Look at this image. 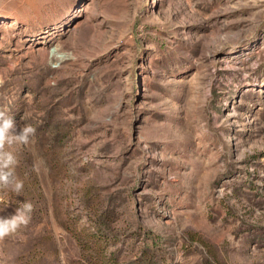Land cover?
<instances>
[{
	"label": "rangeland",
	"instance_id": "374dc122",
	"mask_svg": "<svg viewBox=\"0 0 264 264\" xmlns=\"http://www.w3.org/2000/svg\"><path fill=\"white\" fill-rule=\"evenodd\" d=\"M0 114V264H264V0H0Z\"/></svg>",
	"mask_w": 264,
	"mask_h": 264
},
{
	"label": "clouds",
	"instance_id": "9594fccd",
	"mask_svg": "<svg viewBox=\"0 0 264 264\" xmlns=\"http://www.w3.org/2000/svg\"><path fill=\"white\" fill-rule=\"evenodd\" d=\"M13 126V121L11 117H3L0 114V143L7 142L11 143V139L8 135L9 129ZM4 163L5 165L11 164L13 162V157L9 153H4ZM10 174H7L3 177L7 181Z\"/></svg>",
	"mask_w": 264,
	"mask_h": 264
}]
</instances>
